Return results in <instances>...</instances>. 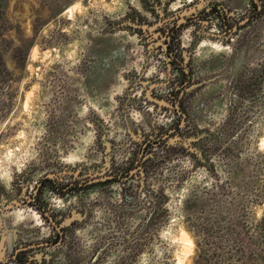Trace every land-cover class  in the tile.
Listing matches in <instances>:
<instances>
[{
    "label": "rangeland",
    "instance_id": "374dc122",
    "mask_svg": "<svg viewBox=\"0 0 264 264\" xmlns=\"http://www.w3.org/2000/svg\"><path fill=\"white\" fill-rule=\"evenodd\" d=\"M48 175L52 220L24 201ZM0 238V264H264V0H0Z\"/></svg>",
    "mask_w": 264,
    "mask_h": 264
},
{
    "label": "flooded vegetation",
    "instance_id": "af4514ba",
    "mask_svg": "<svg viewBox=\"0 0 264 264\" xmlns=\"http://www.w3.org/2000/svg\"><path fill=\"white\" fill-rule=\"evenodd\" d=\"M261 15V12H258L256 15H254V17H259ZM252 19H253V16L251 17ZM184 23H186V22H184ZM184 23H182V25L184 24ZM138 26V25H137ZM141 29H142V27L141 26H139ZM138 27V28H139ZM177 24H174V25H172V26H170V30H169V32H167L169 35L171 34L172 36L175 34V32L174 31H176L175 29H177ZM143 30V29H142ZM171 31V32H170ZM174 37H175V35H174ZM165 43H167V48H166V51H167V54H168V56H171L172 58L173 57H176L177 58V56H175V54H171V51L174 49V50H176L177 48L174 46V44H172L171 42H170V40L169 39H166V41H165ZM172 62V64L174 65V66H176L177 68H179V69H181V71H183V75L185 74V75H187V76H189V77H187L186 78V81H184L183 82V85H181L180 87V89L178 90V92L179 91H181V89L182 88H184L185 89V87H186V85L187 84H189L190 82H191V76L192 75H190V73L188 74V71L187 70H184V68L182 67V66H180V64H179V62L177 61V60H174V61H171ZM174 93V92H173ZM176 93V95H177V92H175ZM174 93V94H175ZM175 111H176V114L177 115H179V111H178V109L177 108H175ZM179 127L180 126H177V128L179 129ZM176 128V129H177ZM164 141V140H166V138H161L160 139V141L159 140H154L155 142H151V143H149L148 141V145H150V146H152V145H154V144H159V143H161V141ZM135 169V167L133 166L132 168H129L128 170H126V171H124L123 173H119V174H117V172H115V174H110L107 178H105V179H100V180H97V181H91V182H89V180H86V181H81V182H79V181H74L72 184L73 185H69V184H66L67 186H69V189H70V187H72L70 190H68V191H66V192H69V191H72V190H75V189H80V188H83V187H86V186H89L88 184L89 183H94V182H98V181H107V182H111V181H115V180H120V181H124V179H131L136 173H137V171H136V169ZM91 179V178H90ZM52 182V184H53V186H59V184H58V179H54V177H52L51 175H48V176H44L42 179H41V181H40V183L38 184V186H37V192H35V193H32V195H33V199L32 200H30V201H28V199H25L24 201L27 203L28 202V204H30L31 206H34V207H36L40 212H42L45 216H47V218L49 219V220H52V217H50V215H48L47 213V211H49L50 210V208L48 207V205L45 203V202H43V201H41V194H42V192H44V190H45V188L47 187V184H48V182ZM108 184V183H107ZM60 187H62V186H60ZM57 188V187H56ZM58 189V188H57ZM62 189H64V188H60V190H62ZM126 190H129L128 188H125ZM62 191H65V190H62ZM122 191L124 192L123 193V197H124V199L127 201V202H130V203H133L134 202V198H133V196H130V195H127L126 193H125V191H124V189H122ZM65 193V192H64ZM52 222V221H51ZM59 234L61 235V233L59 232ZM2 239L0 238V241H1ZM42 244H45V243H47V242H41ZM27 248H28V246H26ZM15 252H14V254H17V252H18V248H14L13 249ZM23 250H26V249H22V251ZM1 256H3L2 255V249L0 248V261L2 260V257ZM15 257V256H14ZM14 257H12V259L14 260ZM9 259H11V257H8V259L5 261V263L6 264H8L9 263ZM11 259V260H12ZM21 259V257L20 256H16L15 257V260L16 261H19ZM20 261H22V262H26V261H24V260H20Z\"/></svg>",
    "mask_w": 264,
    "mask_h": 264
}]
</instances>
